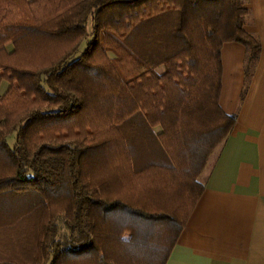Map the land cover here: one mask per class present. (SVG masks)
<instances>
[{
  "label": "trees",
  "instance_id": "obj_1",
  "mask_svg": "<svg viewBox=\"0 0 264 264\" xmlns=\"http://www.w3.org/2000/svg\"><path fill=\"white\" fill-rule=\"evenodd\" d=\"M248 13L240 0H0V245L42 264H164L190 202L152 200L203 189L235 121L219 105L221 45L245 46L246 73L259 55ZM124 126L161 128L146 165Z\"/></svg>",
  "mask_w": 264,
  "mask_h": 264
},
{
  "label": "crops",
  "instance_id": "obj_2",
  "mask_svg": "<svg viewBox=\"0 0 264 264\" xmlns=\"http://www.w3.org/2000/svg\"><path fill=\"white\" fill-rule=\"evenodd\" d=\"M242 2L249 11L243 27L259 40V55L246 73L245 46L236 41L221 45L219 105L235 117L234 125L196 178L203 187L197 199L189 191L187 198L184 193L152 200L166 209L169 201L190 202L164 264H264V0ZM7 87L1 80L0 95ZM96 184L111 196L120 190L118 184H106L103 176ZM155 244L168 250L166 239Z\"/></svg>",
  "mask_w": 264,
  "mask_h": 264
},
{
  "label": "rangeland",
  "instance_id": "obj_3",
  "mask_svg": "<svg viewBox=\"0 0 264 264\" xmlns=\"http://www.w3.org/2000/svg\"><path fill=\"white\" fill-rule=\"evenodd\" d=\"M240 1H243V0H240ZM90 23H91V21H89V23H88L89 24V26L87 28L88 32H91V24ZM86 40H88V38ZM59 45H58V43H56L52 46L53 47L52 48V52H53L52 53V59L48 62H44L43 63L44 66L55 61L57 59V57H59L61 52L66 49L67 43L65 44L64 47H59ZM83 46L84 45H82L80 47V51L83 49ZM156 71L158 73H161L163 71V66L160 65L159 67H157ZM102 119L103 118L99 119L100 123H101ZM82 120L84 121L85 118L82 117ZM94 125L97 126L96 124H94ZM160 130H161V128L159 126H154V129H152L151 133L149 132V130L145 129V127H143V126H142V128H137L136 130H132V129L125 127V126L122 127V129H120V131H122L124 134L130 135V137H131L130 139L132 140V142H130V146H131V153H132L134 160H135V166L138 167L143 162H144L143 165H146L148 163L147 160H148V158H150V156L151 157L153 155L155 157L157 156L158 141L154 137V134H156L157 132H160ZM136 135H139V136L136 137ZM141 137H142V139H141ZM0 220H1V216H0ZM23 236L24 235H20V237L24 238ZM1 237L5 240V237L2 236V234L0 235V239H1ZM9 244L10 245H8V246L5 244H1L0 247L3 249L4 254H6L8 256V260L11 264H42L39 262H37V263L33 262L30 259H28V260L24 259V257H23L24 251L23 250L27 247L22 245L21 242H18L12 246H11V242ZM48 262L49 261H46L44 264H48Z\"/></svg>",
  "mask_w": 264,
  "mask_h": 264
}]
</instances>
